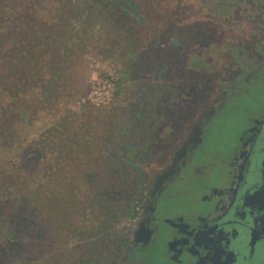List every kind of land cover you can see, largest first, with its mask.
Returning a JSON list of instances; mask_svg holds the SVG:
<instances>
[{
  "label": "flooded vegetation",
  "instance_id": "af4514ba",
  "mask_svg": "<svg viewBox=\"0 0 264 264\" xmlns=\"http://www.w3.org/2000/svg\"><path fill=\"white\" fill-rule=\"evenodd\" d=\"M121 1L125 23L154 38L136 59L142 121L122 155L132 224L109 264L123 250L119 264H264V104L225 151L203 154L224 111L264 80V0ZM153 77L171 80L154 89Z\"/></svg>",
  "mask_w": 264,
  "mask_h": 264
},
{
  "label": "trees",
  "instance_id": "16d2710c",
  "mask_svg": "<svg viewBox=\"0 0 264 264\" xmlns=\"http://www.w3.org/2000/svg\"><path fill=\"white\" fill-rule=\"evenodd\" d=\"M45 1L0 0V149H18L36 123L44 125L30 151L39 159L32 173L17 171L14 163H6L7 171L0 166L1 199L12 198L27 211L24 229L17 228L25 241L37 232L45 238L53 232V240H66L63 231L75 234L78 224L86 228L97 222L103 212L97 216L95 204L104 206V200L109 205L111 197L115 200L110 205L118 203V193L98 192L95 198V189L88 184L102 147L112 136L115 108L72 110L80 94L72 69L87 53L97 26L80 32L72 20L70 0H50V8ZM42 248L27 249L25 263L48 264L50 252V258L82 263L74 251L62 256V251L43 244ZM90 248L93 257L83 264L103 255L99 248ZM123 256L124 250L116 264Z\"/></svg>",
  "mask_w": 264,
  "mask_h": 264
},
{
  "label": "rangeland",
  "instance_id": "374dc122",
  "mask_svg": "<svg viewBox=\"0 0 264 264\" xmlns=\"http://www.w3.org/2000/svg\"><path fill=\"white\" fill-rule=\"evenodd\" d=\"M117 0H70L73 8L74 26L81 32L90 25H96V32L90 38V46L87 53L77 62L72 69V76L75 78L74 86L80 90V94L75 101L72 110L80 113L84 109L107 110L115 108L114 121L112 125V136L102 147L99 154V162L93 173L90 174L88 184H91L94 190L95 198L98 192L103 193L113 191L118 193L116 206L110 205L113 200L111 197L109 206L101 201L104 206L95 204L97 216L91 217L97 222L90 223L86 228L78 222L76 233L63 234L66 240H53V232H49V238L43 236V232H37L35 237L27 235L26 241L23 240V233L17 230L18 227L24 229V224L28 221L26 209L18 201L1 199L0 197V264H26L24 261L27 249L36 251L42 248V244L49 246L61 252L74 251L77 261L83 262L91 259L92 252L99 248L103 255L96 261L88 262L98 264H109L115 256L114 245L125 239V228L132 224V217L125 214V196L126 206L131 208V196L134 193L135 186L131 177H125V160L122 158L125 153V140L132 131L137 134L134 127L141 123L142 102L139 101L137 92L138 85L143 81L144 74L141 68L136 64V59L146 52L149 42H151V32L141 29L135 19L125 23V4L123 1L117 3ZM114 3L119 4L115 7ZM47 8L51 7L50 0L45 1ZM93 23V24H92ZM160 66V65H159ZM114 80L113 97L105 105L96 107L90 102L85 101L89 94L93 78ZM148 85L154 89L160 88L163 82L170 81L166 79L149 78L145 79ZM141 86V85H140ZM157 102H153V104ZM264 104V80L251 86L249 93L240 96L230 109H226L217 123L215 131L212 133L208 146L204 150V156L215 155L228 148L229 143H233L236 136L240 133L246 124L247 116H255L259 107ZM154 106V105H153ZM93 118H91L92 120ZM92 123V122H91ZM44 125L36 123L33 129L26 133L27 141L18 149L5 152L0 149V166L7 171L6 163H14L17 171H22L26 175L32 173L39 164L37 154L34 157L31 149L34 147V140L38 136L39 130ZM128 139V138H127ZM202 154V155H203ZM5 165V167L3 166ZM131 167V165H129ZM127 167L129 171L130 168ZM116 198V197H115ZM129 202V203H128ZM129 208V209H130ZM125 216L128 218L125 219ZM70 220L71 216L68 217ZM75 219V218H74ZM84 228V229H83ZM85 231V232H84ZM84 232V233H83ZM28 233V232H27ZM67 235V236H66ZM58 237V236H57ZM47 239V240H45ZM19 249L10 251L11 248ZM92 249V250H93ZM48 264H68L66 258H50ZM48 258V256H47Z\"/></svg>",
  "mask_w": 264,
  "mask_h": 264
},
{
  "label": "built area",
  "instance_id": "2783aa9c",
  "mask_svg": "<svg viewBox=\"0 0 264 264\" xmlns=\"http://www.w3.org/2000/svg\"><path fill=\"white\" fill-rule=\"evenodd\" d=\"M112 87H114V80L112 78L110 80L108 78L104 80L98 77L93 78L90 92L85 97V101L90 102L96 107L107 105L113 97Z\"/></svg>",
  "mask_w": 264,
  "mask_h": 264
},
{
  "label": "water",
  "instance_id": "95a60500",
  "mask_svg": "<svg viewBox=\"0 0 264 264\" xmlns=\"http://www.w3.org/2000/svg\"><path fill=\"white\" fill-rule=\"evenodd\" d=\"M262 168H263V177H264V162L262 164ZM259 198H264V186L262 187V189L259 191L258 193Z\"/></svg>",
  "mask_w": 264,
  "mask_h": 264
}]
</instances>
